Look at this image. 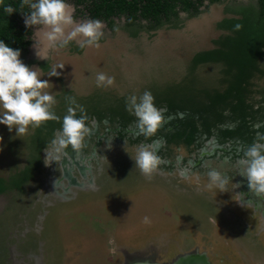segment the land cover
Listing matches in <instances>:
<instances>
[{"label":"rangeland","instance_id":"1","mask_svg":"<svg viewBox=\"0 0 264 264\" xmlns=\"http://www.w3.org/2000/svg\"><path fill=\"white\" fill-rule=\"evenodd\" d=\"M221 6L220 3L210 4L209 13L187 17L182 26L163 25L133 36L129 29L121 27L124 23L119 19L113 32L103 29L99 47L86 46L84 53L78 55H70L66 49L57 50L50 63L64 67L57 69L59 77L45 78L52 85L47 91L57 101L53 111L61 119L51 120L50 138L37 145L43 160L41 171L35 173L38 179L35 178L34 184L27 183L21 193L12 194L13 209L0 226V264L17 262L14 252L13 259H9L8 247L12 245L19 252L21 262L18 264H31L32 259L34 263L39 255L32 259H26V255L29 251L38 253V240L42 241V264H125L120 248L132 253L147 244L158 246L154 259L157 263L196 248L205 253L210 264L222 260L224 264H264L261 262L264 260V229L259 225L260 210L237 200L238 183H248L246 177L240 175L244 156H232L240 150L232 151L236 149L232 144L233 148L225 155L208 156L200 152L199 155V148H208L213 143L199 137L189 146L165 144L162 136L174 126V119L187 114L167 109L164 97L170 95V88L194 79L192 93L196 97L192 100L199 103L205 100L201 88L223 89L225 86L220 80L223 75L220 63H192V56L202 47L200 36L210 39L208 46L217 45L212 38L218 34L214 21L221 15ZM258 63L261 70L250 78L247 97L251 126L261 125L254 128V140L257 133L264 135V55ZM99 72L114 77L115 83L110 87H97ZM63 89L67 90V97H74L77 104L83 106L86 114L92 112L100 117L94 125L91 122L94 117L86 122L92 133L86 137L87 144L82 148L95 176L96 188L75 191L66 200L46 205L42 228L35 233L31 228L42 205L36 199L42 196L38 190L39 176L49 173L45 149L47 146L50 149L54 129L62 128L69 106L65 98L56 94ZM145 90L155 97V104L164 117L162 125L166 126L164 131L147 138L140 134L136 117L125 107L128 96H139ZM80 115L77 109V117ZM31 130L33 128L29 127L28 133ZM25 135L21 138L24 145L17 155L19 164L25 160L28 139ZM153 142L158 143L157 149L152 148L163 162L149 179L135 167L132 157L139 145ZM2 158L3 155L0 160ZM48 163L55 164L57 160ZM212 169L227 177L224 189L207 187L210 182L207 173ZM59 188L51 187L48 192L64 195L69 190L63 188L58 193ZM245 193L246 196L248 192ZM262 203L264 205V201ZM241 209L250 211L253 218L243 216ZM145 216L150 224L143 223Z\"/></svg>","mask_w":264,"mask_h":264},{"label":"flooded vegetation","instance_id":"2","mask_svg":"<svg viewBox=\"0 0 264 264\" xmlns=\"http://www.w3.org/2000/svg\"><path fill=\"white\" fill-rule=\"evenodd\" d=\"M70 2V5L72 6V14H73V18L76 19L78 17V20H75L77 22H83L82 19L85 20H89L92 19L89 13V9L88 7L90 6L89 3H86V1H84L83 3H75L74 0H67ZM259 0H220L219 2H214V3H220L221 6V12H220V16L214 21V28L217 30L218 34L216 37L212 38V41L217 42L218 40H220L223 36H225L226 34H230L231 32L228 29L222 28L219 26V23L221 21H223L224 19L227 18H231V17H235V18H240L243 14L244 8H248L249 6L251 7V11L252 13L259 10L261 8V6L258 4ZM214 3H209L207 0H205L203 2V4L201 6L198 7L199 12L197 14L191 15L186 11L181 10V6L177 5V9H178V17H171V22L169 23H163L160 26H157L154 29H147V25H148V21L146 19H141V18H136L134 20V23L137 24L136 26L134 25V23L131 26H127L126 23L127 18L125 15H119V16H115V15H111L109 17V19H111L112 21H108L107 19H99L100 21L103 22L104 27L103 29L109 32H113L117 27H118V23H119V19L122 21V23H124L121 27L125 28V29H129V33H131V35H137L140 31L143 30H147V31H152L155 30L163 25H171V26H175V27H179L184 25V21L185 18L187 17H192V16H196V15H200L202 12H208L209 13V5L210 4H214ZM241 10L239 12H236V10ZM234 10V11H232ZM25 17H23V19L19 22V26H22V31H26L24 32V38L23 41H27V43L25 44V46H19L17 47H11L13 49H19L21 51V56L20 59L29 67H33V68H39L41 71V79L42 80H48L45 78V76H47L48 71L50 70L52 64L50 63V60H52L54 58V54L59 52L57 50H47V51H41V55L47 56V59H41L40 57L37 56V49L35 47V40H39L40 38V34L39 32L35 33L39 26H32V27H26L25 22H24ZM134 32V34H133ZM39 34V35H38ZM200 34L203 35L202 30L200 31ZM39 36V37H38ZM103 39H100V41ZM200 40H203L202 43V47H200L196 53L208 50V49H212L215 48L216 46H208V41H210V39L207 37L205 38V36H200ZM38 47L43 48L42 45L38 44ZM63 50L66 49L67 53L70 55H78V54H82L84 53V50L86 49V46L81 48L78 44L77 41H71L67 47L62 48ZM62 49H58V50H62ZM264 51V48H263ZM195 53V54H196ZM194 54V55H195ZM194 55L192 57H194ZM264 55V54H263ZM262 55V56H263ZM261 58V57H260ZM49 77V76H47ZM55 77V76H54ZM49 81V80H48ZM60 98H66L67 97V90L63 89L61 90L59 93H56ZM168 109V107H167ZM169 110V109H168ZM226 110V109H225ZM224 110V113H225ZM179 110H174L171 111L169 110V112H176ZM248 115L246 116V130L245 132H243V134H239L238 131L240 128H238V121H233L231 119V117H224L221 120H219V122L216 123V125L211 128L210 133H207L205 131L202 130L200 124H199V119L197 117L196 118V124H197V130L194 132L193 135V139L191 140V142L187 143L183 140V137L180 139H169L168 138L170 136H172V133H174L179 127V119H183L186 115L182 116L181 118H176L174 119V126L170 129V130H166L163 133V138H164V143L165 144H169V143H174V144H178L181 143L183 145L189 146L191 144H193L195 141H197V139L200 138H205V141L208 140L209 143H213L210 144V146L208 148H199L198 150V154L199 152L202 154L204 153L205 155H212V154H219V156L221 155H225L226 153H229L231 151V149L235 146L236 149H233L232 151H237L240 150V152L238 154H232V156L234 157H238V156H244V152L247 149V147L253 143L254 141V136H255V129L251 126L252 122H251V113L250 110L248 109ZM92 112L87 113L88 116V120L90 118H93L92 124L94 125V123L98 122V119L100 117H97L98 115L93 114ZM230 115V113H228ZM98 118V119H97ZM87 120V121H88ZM89 121V122H90ZM49 128H52V121H46L44 123L41 124L40 127L37 128H33V130H31L26 136L27 141L25 143V160L21 161L20 164L17 163V160H19L18 156L19 155V149L21 147H23L24 142L21 139V137L17 136L16 130L15 128L10 132L8 127L6 125L0 124V156L3 155V158L0 160V178H2V182H0V185L2 184L4 188V190L0 191V226L3 225V220H5L6 216H8V214L11 212V210L13 209V204H14V198L12 197V194H16V193H21V191L23 190V187L27 184V183H31L34 184L33 181L36 179H38V176H36V172L41 171V167H42V151L39 153V149L41 148H37V145H39L41 140H45V139H49L50 138V133H52V131H50ZM166 128V126L161 125V127L158 129L159 132L164 131ZM187 128V127H186ZM61 129V128H60ZM59 128H55L54 129V135L58 132V130H60ZM231 130L232 133L230 134H224L223 131L224 130ZM92 133V131H91ZM185 137V136H184ZM52 138H53V134H52ZM22 140V141H20ZM251 140V143H249V141ZM85 145L87 144V141L85 140ZM206 143V142H205ZM23 144V145H22ZM233 145V147H231ZM152 146L154 147V149H157L158 147V143L157 142H153ZM231 147V148H230ZM239 147V148H238ZM43 148V147H42ZM44 149V148H43ZM42 149V150H43ZM65 151L67 152V156H63L61 155L59 159H57V163L55 164H48L49 166V173L47 174H43L41 177L39 176V185H38V190L42 192V196H38L36 197V199H39L42 202L41 205V210L39 211V213L36 215V221L33 224V227L31 228L35 233H39V230L42 228V224L45 220V216L47 214L46 209L44 208L46 205L48 204H52L56 201L59 200H66V199H61L60 195H56L55 194H50V192H48V190L51 189V187H53V189L56 190L57 186H59L60 191H62L63 188H67L69 190H67L64 195L61 194L62 196H65L67 199L72 195L75 191L78 190H85L86 188L89 190H94L96 188V184L94 183L95 179H94V175L92 174V169L90 167V165L87 163L86 159H85V154L82 152V149L75 153V151L72 149V147L69 145V147L67 149H65ZM3 153V154H2ZM22 154V152H21ZM54 153L51 151V148L49 149V157H48V162H51V160L54 157ZM200 155V154H199ZM46 157V156H45ZM179 160V158L177 159ZM67 161V162H66ZM240 162V161H239ZM191 163V162H190ZM189 163V164H190ZM67 167L68 169H70V174H72L75 178H77V181H79L80 183L83 184L82 185H75L74 184H70L69 180L67 178H64V174H65V170L64 167ZM243 166V167H242ZM240 167H242V170H244V165L241 163ZM88 175H87V174ZM183 172H180V175H182ZM24 175L25 180L21 181V184H13L12 181L13 179H17V178H21V176ZM87 175V176H86ZM182 176H186V174H183ZM41 181V182H40ZM238 203H249L253 208L255 209H259L260 210V215H259V219H260V223L259 225L261 226L262 229H264V205L262 203V201H264V196H257L254 193H252L251 189L249 188V184L246 182H239L238 183ZM52 189V191H53ZM245 191L248 192V194L245 196ZM73 192V193H72ZM70 194V195H69ZM51 195V196H50ZM254 201V202H253ZM239 212L242 213L243 216L252 219V213L248 210H240ZM240 214V213H239ZM5 217V218H4ZM4 218V219H3ZM43 221V222H42ZM36 226V228H34V226ZM28 228H26L24 230V232L27 230ZM22 235V234H21ZM16 236V235H14ZM264 243V241H263ZM38 244V253H33L31 251H29L26 255V259L31 258L32 256L35 255H39L41 257L37 256L35 258V262L37 264H42L43 263V255L42 251V241L38 240L37 241ZM10 254H9V259H13V255L12 252L15 253V259H17V262L11 260L10 264H18L19 262H21V259L19 258V252L17 251V248H15V245L13 246H9L8 247ZM125 256V264H145L144 262H148L152 261V263H157L154 259L155 256L157 255V250H158V246L157 245H153V244H147L145 248L143 249H137L132 253H127L126 251H124L122 248H120ZM195 249V248H194ZM194 249H187L186 251H182V253L185 252H189V251H193ZM173 248H170V251L173 252ZM263 253H264V245H263V249H262ZM202 252V251H200ZM180 254V253H179ZM18 256V257H16ZM177 257V255L175 256ZM263 257V256H262ZM142 258V261H141ZM32 259V258H31ZM173 259V258H172ZM170 259V260H172ZM168 260V261H170ZM29 261V260H28ZM167 262V261H165ZM165 262H161L159 261V263H165ZM264 263V260L261 261ZM33 263V259L31 261V264ZM225 262L222 260V262L218 263V264H224ZM26 264V263H24Z\"/></svg>","mask_w":264,"mask_h":264},{"label":"clouds","instance_id":"3","mask_svg":"<svg viewBox=\"0 0 264 264\" xmlns=\"http://www.w3.org/2000/svg\"><path fill=\"white\" fill-rule=\"evenodd\" d=\"M3 0H0V5ZM29 9L25 13L26 27L39 26L40 38L35 40L37 56L41 51L58 50L68 46L71 41H77L81 48L99 47V41L103 36L104 24L98 19H89L77 22L73 18L72 6L66 0H21L20 8ZM15 8L11 5L4 6V12L11 15ZM23 12V11H22ZM242 26L236 25L239 30ZM70 29V30H69ZM42 45L43 48L38 47ZM21 51L13 49L0 40V124L6 125L11 132L14 128L18 136L28 133L29 127L37 128L49 120L60 121L53 111L57 103L55 96L47 91L52 85L48 80L41 79L39 68L27 66L21 59ZM63 64L52 65L47 73L49 77H59L58 68ZM115 83V78L104 72L96 75L97 87H110ZM69 104L67 113L62 119V128L54 135L50 142L51 151L55 154L53 161L61 155L67 156L65 149L72 147L75 153L85 146V139L91 134L87 126L88 116L83 106L78 105L74 97L65 98ZM126 111L134 115L140 134L146 138L154 135L161 127L164 117L161 110L155 104V97L149 90L141 95H130L125 101ZM77 109L81 115L77 117ZM225 115L228 110H225ZM261 125H254L258 128ZM108 147H111L109 142ZM45 164L50 163L49 146L45 149ZM132 157V156H131ZM135 167L146 178H151L163 162L162 158L153 150L152 145L141 144L137 147ZM244 170L240 175L246 177L249 188L257 196H264V135L257 133L256 139L244 152L241 161ZM209 177L208 188L218 186L224 189L228 183L219 171L212 169L207 173ZM150 219L145 216L143 223L150 224ZM109 243H112L110 240Z\"/></svg>","mask_w":264,"mask_h":264},{"label":"trees","instance_id":"4","mask_svg":"<svg viewBox=\"0 0 264 264\" xmlns=\"http://www.w3.org/2000/svg\"><path fill=\"white\" fill-rule=\"evenodd\" d=\"M84 1L90 4L88 9L92 19H107L111 22L112 20L109 19L111 15L123 14L127 18L126 25L128 27L134 23L136 18H141L148 21L147 29H154L163 23L171 22V17H178L177 5L181 6V10L194 15L199 12L198 7L205 0H74L77 4ZM207 1L214 3L220 0ZM20 4L21 0H3V4L0 5V40L8 46L17 48L23 47L27 43V41H23L26 31H22L19 22L29 9L27 6L21 9ZM258 4L261 8L253 13L249 6L247 9L244 8L240 18L231 17L221 21L219 26L228 29L231 33L218 40L215 48L196 53L192 57L194 65L205 63H220L222 65L223 75L220 80L221 83H225L223 89L201 88L205 100H199L200 102L196 103L192 100L196 97L192 93L196 81L189 78L186 84L177 83L174 88H170V95L164 97L169 110L187 113L183 119H179L180 127L172 133L168 140L183 137L185 142H191L194 132L197 130L195 117L199 119L202 130L207 133H210L211 128L219 120L229 116L233 121H238V128H240L238 133L245 132L247 110L250 108V104L247 102L249 81L256 72L261 70L258 60L264 54V0H259ZM6 5H11L16 11L7 15L4 12ZM239 11L241 10H236V12ZM134 25L137 24L134 23ZM236 25L242 27L237 30ZM225 109L230 115L224 114ZM223 133L230 134L232 131L226 129ZM22 180H25L24 175L21 178H14L12 183L19 185ZM0 182L3 183L2 178H0ZM4 188L1 184L0 191Z\"/></svg>","mask_w":264,"mask_h":264},{"label":"bare ground","instance_id":"5","mask_svg":"<svg viewBox=\"0 0 264 264\" xmlns=\"http://www.w3.org/2000/svg\"><path fill=\"white\" fill-rule=\"evenodd\" d=\"M64 170H65L64 178H67L69 180L70 184L75 183V185H82L83 186L82 183L77 181V178H75L72 174H70V169H68L65 166ZM83 187H85V186H83ZM0 203H1V200H0ZM200 253H201L200 251H195V250L185 252V253H180L177 255V257H174L172 260L167 261L165 263H159V264H203L202 261L200 260ZM141 261H142V258H141ZM144 263L145 264H153L152 261H149V260H148V262L145 261Z\"/></svg>","mask_w":264,"mask_h":264},{"label":"water","instance_id":"6","mask_svg":"<svg viewBox=\"0 0 264 264\" xmlns=\"http://www.w3.org/2000/svg\"><path fill=\"white\" fill-rule=\"evenodd\" d=\"M61 199H67L65 196L60 195ZM195 251H198L196 248L194 249ZM200 260L202 261L203 264H210L207 256L205 255L204 252L200 253ZM154 264H159V263H154Z\"/></svg>","mask_w":264,"mask_h":264}]
</instances>
